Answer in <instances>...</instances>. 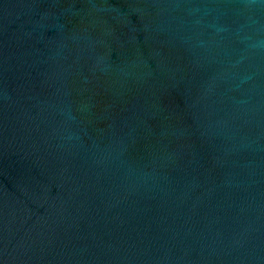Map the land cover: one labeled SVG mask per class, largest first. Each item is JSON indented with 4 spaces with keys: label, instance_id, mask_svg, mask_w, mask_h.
<instances>
[{
    "label": "water",
    "instance_id": "obj_1",
    "mask_svg": "<svg viewBox=\"0 0 264 264\" xmlns=\"http://www.w3.org/2000/svg\"><path fill=\"white\" fill-rule=\"evenodd\" d=\"M0 264H264V0H0Z\"/></svg>",
    "mask_w": 264,
    "mask_h": 264
}]
</instances>
